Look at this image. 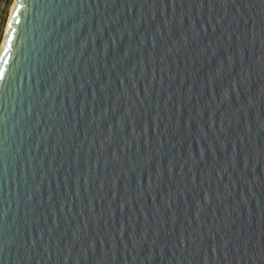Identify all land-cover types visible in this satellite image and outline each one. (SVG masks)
Listing matches in <instances>:
<instances>
[{"label": "water", "instance_id": "1", "mask_svg": "<svg viewBox=\"0 0 264 264\" xmlns=\"http://www.w3.org/2000/svg\"><path fill=\"white\" fill-rule=\"evenodd\" d=\"M0 74V264H264V0H15Z\"/></svg>", "mask_w": 264, "mask_h": 264}, {"label": "rangeland", "instance_id": "2", "mask_svg": "<svg viewBox=\"0 0 264 264\" xmlns=\"http://www.w3.org/2000/svg\"><path fill=\"white\" fill-rule=\"evenodd\" d=\"M8 1L9 0H0V19H1L0 22H1V25L3 26L2 27L3 32L0 35V49H1V46H2V43L4 40V36H5L6 29L8 26L10 15H11V11H12V8H13L14 2H15V0H12L11 4L7 5ZM7 7H8V9H7Z\"/></svg>", "mask_w": 264, "mask_h": 264}, {"label": "snow or ice", "instance_id": "3", "mask_svg": "<svg viewBox=\"0 0 264 264\" xmlns=\"http://www.w3.org/2000/svg\"><path fill=\"white\" fill-rule=\"evenodd\" d=\"M7 57H8V42L5 41V50H4V53H3L4 63L8 62ZM2 78H3V76H2V74H0V79H2Z\"/></svg>", "mask_w": 264, "mask_h": 264}, {"label": "trees", "instance_id": "4", "mask_svg": "<svg viewBox=\"0 0 264 264\" xmlns=\"http://www.w3.org/2000/svg\"><path fill=\"white\" fill-rule=\"evenodd\" d=\"M11 1H12V0H9L7 5H10V4H11ZM8 7H9V6H8ZM8 7H7V9H8ZM0 20H1V19H0ZM2 27H3V26L1 25V22H0V35H1L2 32H3Z\"/></svg>", "mask_w": 264, "mask_h": 264}]
</instances>
